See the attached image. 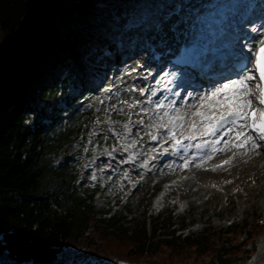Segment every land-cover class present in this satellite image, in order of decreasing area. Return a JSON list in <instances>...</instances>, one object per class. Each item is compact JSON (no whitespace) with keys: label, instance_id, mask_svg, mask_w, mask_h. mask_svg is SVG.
<instances>
[{"label":"trees","instance_id":"obj_1","mask_svg":"<svg viewBox=\"0 0 264 264\" xmlns=\"http://www.w3.org/2000/svg\"><path fill=\"white\" fill-rule=\"evenodd\" d=\"M143 1L160 3L0 0V264H264L259 220L183 233L171 213L98 209L100 187L77 186L83 158L62 154L98 113L73 109L92 90L80 81L102 79Z\"/></svg>","mask_w":264,"mask_h":264},{"label":"rangeland","instance_id":"obj_2","mask_svg":"<svg viewBox=\"0 0 264 264\" xmlns=\"http://www.w3.org/2000/svg\"><path fill=\"white\" fill-rule=\"evenodd\" d=\"M162 1L161 4H155L152 1H143L142 6H139L137 9L145 14L144 21H146L148 17L152 20L157 16H161L168 17L170 23H174L180 19H183V23L184 21L188 22L195 12L189 9L187 16H185L186 11L184 9L190 8L188 5L190 2L198 0ZM202 4L198 5L200 10ZM202 9H205V5ZM154 12L156 14H153ZM218 12V9L212 10V14L216 19L219 18L217 17ZM153 21L158 25L156 19ZM234 22L235 21L231 20L229 23L233 24ZM233 25L238 31L236 24L234 23ZM137 26L132 30L133 32L131 29H125L121 32L119 36L120 42L117 43L115 51L112 53V59L116 60V69L111 71V75L108 78L107 75H105L107 70L105 72L102 70L100 73L105 76H102L103 80L101 79L104 86L96 90L93 98L87 97L81 101L82 105L79 107L80 109L95 106L100 112L96 115L92 123H90L89 120L85 122V126H88L90 129L89 132L84 131V134L78 135V139L76 138L74 141H68L63 148L62 154L66 159L83 158L82 171L79 174L77 186L83 189L89 185V182L98 183L102 181L101 186L103 187L104 193L96 195V208L99 209L104 202L108 205L107 201L109 200V204L114 205V209L125 212L128 219L133 217L141 219L144 214L148 224L154 221L153 218L155 216L162 215L166 217L171 213L173 216L172 220L175 222L174 227L178 228L180 232L183 233L201 232L208 225H212L218 229L243 220L250 222L254 218L259 220L261 225H264V196L256 197L252 195L249 200H246L247 196L245 195L247 192L243 191L244 187L259 188L261 191L263 187L260 186V183H257V181L248 180V177L241 181L237 180L236 174H233L234 169L216 171L208 175L209 180L213 182H228V187H222L221 190H208L200 197L187 193L189 186L185 185L184 182V186L181 184L180 187L182 188L181 190L186 193L180 194L181 190L176 188L172 190L166 198H160L162 191H164L163 189H165V183H170L177 178V176H180L182 171L178 170L176 166L170 167L168 169L169 176L158 183L156 180L162 176L163 172H159L149 179L133 176L131 178L132 185L123 182L125 176L126 178L129 177L124 173L126 169L120 172L114 170L109 173L110 165L112 164L111 161L115 158L113 157L114 154L116 152L125 153L130 146L134 145L133 140L130 141L128 139L129 137H133L130 135L133 133L134 129L136 131L135 140L139 142L140 138L144 136V140L146 141L152 132L159 131L160 126L169 119L163 116V114H160V109H156L154 104L141 107L144 99H140L138 91L142 85L139 88L138 85L133 86L127 83L123 89H115L112 92L108 91L110 89L112 90L115 86L111 83V77H115L116 82L118 80L128 81L129 78L126 74H131L135 67V65L132 64L133 48H136L135 44H133V39L137 37L135 29H141ZM216 28H225V26L220 24L219 27ZM163 29L164 28L161 27V30ZM245 34V32H242L240 35ZM219 37H223V35ZM224 38L225 37L222 39ZM222 39H220V42ZM118 68H121L120 72H118ZM86 69L87 68L80 67L76 70V75L81 79L87 71H92ZM79 70H81L80 73ZM99 77L100 75L97 73L90 74L88 82H93ZM85 85L86 83L81 80V86L86 87ZM202 88L206 90V87ZM150 99L147 97L145 98L147 102H149ZM77 105L78 104H76V106ZM138 120H145L144 128L138 126ZM85 134L86 136H84ZM139 148L142 149V147H138L137 149ZM228 150L229 147L225 149L224 152L226 153ZM235 152H238V150L234 151V153ZM139 153L140 152L137 154ZM143 153H150V151L146 152V147H144ZM137 154L136 157L138 158L139 156ZM246 157V154H242L238 157V162H245ZM132 158L133 156L130 154L127 159L120 163H128ZM147 161L148 159L146 158L145 162ZM234 164L235 163H233V165ZM117 166L118 164H116V167ZM199 167H203V163L199 164ZM184 173L186 175L188 174L187 176H191V173L188 171ZM192 179L193 182L197 181V183H201V181L207 180V177H202V179L199 180H195L192 177ZM136 181L141 184L137 189H134L133 187ZM237 186L240 187V192L236 193L235 189ZM128 193H133V195L129 197ZM223 194H227L228 196H224ZM257 242V251L252 256L253 260H258L259 257L264 256V233Z\"/></svg>","mask_w":264,"mask_h":264},{"label":"bare ground","instance_id":"obj_3","mask_svg":"<svg viewBox=\"0 0 264 264\" xmlns=\"http://www.w3.org/2000/svg\"><path fill=\"white\" fill-rule=\"evenodd\" d=\"M202 3L203 5H205V9L200 10L198 8V5ZM188 5L190 6V8L188 7L187 10L192 9V11L195 12L193 17H191L188 22L184 21L183 23V19H180L174 24L168 21V17L157 16L156 18L152 19H156L158 23L156 31L152 32L149 37H146L143 40H139L137 37L136 39L134 38L133 44H135L136 47L148 50L149 48H161L166 43L173 42L176 37H180L182 39L185 37H190L191 39H194L203 47L208 49V52L213 51V54L219 52L229 53L230 49L224 46L226 44H232L235 37L242 36L240 35L242 34V27H250L257 21H262L259 36L264 33V0H201V2H190V4ZM213 9L219 10V12L217 13V17H219L218 19L213 16ZM153 14L156 13L154 12ZM231 20L235 21L234 23L236 24L238 31L236 30V28H234V23H229ZM220 24L224 25L225 28H216L219 27ZM161 27H163L164 29L161 30ZM221 35L226 38L224 42H220L221 37L219 36ZM245 35H248V32H246ZM245 35H243V38ZM236 42L237 41H235V43ZM235 43L233 44L231 51L237 50ZM135 50L137 49L135 48ZM133 58L134 60H132V64L135 65V67L133 69V72L129 74V78L131 79L133 77H138L139 81H137V83L142 84L144 88H149L151 85L149 78L151 76H155V78L158 79L161 77V74H158L157 70L144 76V73L147 72H145L144 70L147 66V61H142L138 55L136 57V53L133 55ZM175 73H177L175 78H173L170 73L166 75V77H170V79H165L163 82L162 92H164V96L154 97L155 101L167 97V99H164L165 104L167 105L169 101H173L174 110L169 108L160 109V114H163L165 111H167L169 115L175 116L177 114H184L189 112L191 110L190 106L195 102L191 97L202 93L204 91L202 87H206V89L210 87V84L208 82H205L203 85H201V82H198V80L196 79H192L185 73L184 70L180 69L175 71ZM142 89L143 88L139 89V93ZM168 120H166L167 122H165L163 126H167L168 128L174 127V130L177 132V137L180 139H184L183 136L180 135V133L183 132L184 129L180 128L178 124H176L175 126L171 125ZM139 121L141 120H138V122ZM186 127L187 120L185 122V128ZM160 132L162 133L161 129ZM155 133L160 134L159 132ZM169 138H171V136ZM138 147H142V149H137ZM138 147H130V150L135 149L139 150L140 152L139 154H137L139 156V161L135 163V166H138L140 164V161H143V159L147 155V153H143L145 146L139 145ZM163 148L164 147H159L155 149V151ZM234 150L235 149L228 150L226 153L222 152L221 155L218 156L220 158H217L213 161L219 162L222 159L227 158L229 159V164H227V166L225 167H220L212 171H206L203 169V167H199L197 166V164H194L190 166V169L188 171L189 173H191V176H187L188 174L186 175L182 171L180 176H177V178L184 177L185 185L189 186V189H187V193H191L194 196L200 197L204 192H207L208 190H221L222 187H228V182H213L212 180H209L208 175L216 171H226L227 169H234L233 174H236L237 180L241 181L244 178L248 177V180L257 181V183H260V186L263 187L262 191L259 188L244 187L243 191L247 192L245 195L247 196L246 200H249L252 195L256 197L264 196V142L261 143V147H259L258 149L247 147L246 149L238 150V152L235 153ZM242 154H246L247 156L245 162L243 163L238 162V157H240ZM114 156L117 159H112V167L116 166L115 164L119 162L117 160L120 154L115 153ZM151 158L152 157H150L149 159ZM154 158L158 157L155 156ZM114 161H116L115 164L113 163ZM233 163L235 164L233 165ZM168 169L169 168H166V170L163 171L162 176L158 178V181H161L169 176ZM192 177L195 180L202 179V177H207V180H203L201 181V183H197V181H192ZM175 179L172 182L168 183L166 188L163 189L164 191H162L160 198H166L167 195L176 188L180 190L182 189L180 185L183 184L184 186V182L179 184L175 181ZM134 184L136 185V182ZM235 191L236 193L240 192V187L237 186ZM220 192L224 193L223 191ZM183 193L186 192L181 190L180 194ZM223 195L228 196L227 194Z\"/></svg>","mask_w":264,"mask_h":264},{"label":"snow or ice","instance_id":"obj_4","mask_svg":"<svg viewBox=\"0 0 264 264\" xmlns=\"http://www.w3.org/2000/svg\"><path fill=\"white\" fill-rule=\"evenodd\" d=\"M235 41H240L239 49L231 51ZM224 47L230 49L229 55L233 63L226 66L224 61L227 56L221 57L220 67H227L223 72L214 71V61L207 59L206 48L199 53L194 49L183 50L182 55L173 62L199 71L202 76L208 78L210 87L191 97L195 102L190 106L189 112L170 116L165 111L163 116L169 118L171 125L178 124L184 129L180 133L184 139L194 141L200 137L213 138L195 145H185L177 137L174 127H169L167 133L175 141L177 154H180L181 150L187 154L194 147L203 158L215 154L218 150L227 149L230 144L238 148L258 149L261 147L258 142H264V38L254 42L252 38L241 40L237 36L232 44H226ZM171 75L175 78L177 73L173 72ZM164 99L155 101V108L174 110V102L169 101L166 105ZM225 137L228 139L225 140ZM152 139L155 140L157 137L153 136ZM222 140L224 149H217L216 146ZM191 159H196V156ZM188 163L189 160L186 159L184 166L187 167ZM224 163L227 164L229 161Z\"/></svg>","mask_w":264,"mask_h":264}]
</instances>
